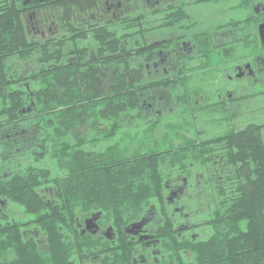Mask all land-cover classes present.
Masks as SVG:
<instances>
[{"label": "trees", "instance_id": "obj_1", "mask_svg": "<svg viewBox=\"0 0 264 264\" xmlns=\"http://www.w3.org/2000/svg\"><path fill=\"white\" fill-rule=\"evenodd\" d=\"M88 1L0 0V65L15 55L16 80L31 83L33 109L30 120H16L28 129L24 175L0 182L14 186L22 210L0 216V264H135L139 240L123 237L122 228L165 208L164 182L177 172L188 174L189 201L202 212L191 226L207 232L183 239L177 221L164 215L152 228L161 264H264V121L239 125L234 105L203 98L207 89L216 93L208 80L224 71L222 62L264 54V12L253 8L264 0H182L173 12L170 5L140 16L126 11L106 27L91 26L96 8ZM198 4L216 5L218 13L205 19L187 10ZM31 9L51 11L46 18L61 31L31 34L24 18ZM184 18L190 61L181 58L175 79L149 73L145 61L157 44L146 30ZM170 82L171 99L157 97L152 87ZM256 84L253 93L264 94V80ZM15 98L28 101L22 93ZM143 98L165 107L163 116L150 118L158 112L148 114ZM93 214L97 231L87 227ZM107 226L112 237L102 231Z\"/></svg>", "mask_w": 264, "mask_h": 264}, {"label": "flooded vegetation", "instance_id": "obj_2", "mask_svg": "<svg viewBox=\"0 0 264 264\" xmlns=\"http://www.w3.org/2000/svg\"><path fill=\"white\" fill-rule=\"evenodd\" d=\"M182 0H143L138 4H129L122 0H89L88 7L96 8L91 10V26L92 27H106L108 26L112 18H121L126 11H132L142 15L149 11L154 12L157 10L156 5L165 7L166 5L171 6V12L179 8ZM35 3L34 5H38ZM175 6V7H174ZM253 8L260 13L264 12V2L253 3ZM135 9V11L130 10ZM187 10L189 12H194L196 15L200 16V13L195 11L192 6H188ZM39 14V15H38ZM47 11H40L39 9H31L25 13V22L28 31L31 34H36L40 36H45L46 29L52 31L53 22H48L46 18ZM51 14V13H50ZM45 16V18L43 17ZM142 17V16H141ZM32 20V21H31ZM179 24H171L168 27L163 28H150L146 30L145 38L149 40L152 44H157V47L152 50L155 58L149 61H145V66L148 72L153 74H162V72H168L171 78L175 79L176 73H181V61H190V56L193 53V42L192 38L189 37L190 33V23L185 24L186 18L178 20ZM182 21V22H181ZM264 21L262 19L259 23ZM185 24V25H184ZM57 31L60 29L57 23ZM109 31L108 28H106ZM258 30L260 38L264 43V28L261 30L258 24ZM263 31V32H261ZM68 57H74L73 55ZM89 57L94 58V51L89 52ZM227 73L224 75L221 82L215 83L216 92L215 94L218 100L225 101L227 105H236V103H231L233 101V88L229 87L227 80L240 79L239 77L247 75V78H251V82L257 83L262 81L261 75L264 72V54H250L248 57L233 58L228 61H224ZM244 78V77H243ZM223 84V85H222ZM175 82H170L167 85H156L153 86V90L157 97H162L164 94H171L172 87L174 88ZM185 85V84H184ZM222 85V86H221ZM187 86V85H185ZM188 88V86L186 87ZM211 92V91H210ZM24 94V101L15 100L16 94ZM32 86L29 81L26 80H16V57L15 55H10L7 57L6 64L4 66L0 65V182L14 177L17 171L24 175L21 171V163L26 162L27 153L25 152L26 135L28 129L26 126H22L21 122L17 123L16 120H30L32 116ZM209 98L213 97L207 95ZM205 98V96H203ZM168 99V101H169ZM16 101L19 105L16 108ZM142 107L146 110L148 114L151 111H157L158 113H152V116H163V109L165 107L154 106L153 103L146 99H142ZM150 110V111H149ZM146 113V116L148 114ZM194 117V115H192ZM148 118V117H147ZM208 126V124H207ZM205 131V130H204ZM191 134L187 130H182V134ZM202 132L199 128L195 129V135L199 136ZM204 134V133H203ZM181 142V139H178ZM22 142V144L20 143ZM176 144L177 145H180ZM184 146V144H181ZM23 147V148H22ZM24 150H22V149ZM164 149V148H163ZM188 174H183L182 172H177L174 176L165 179V198L167 203L165 208L162 207L159 210L153 209L146 212L144 216L136 220H132L130 223L125 224L122 230L125 231L123 237L128 234L130 240H139L140 251L137 255L132 256V260L135 264H152L154 260L155 264H161L160 257L163 255L161 247L159 246V237L155 235L152 231L153 224H158L164 215H170V217L177 221V234L186 239L188 236L197 237L199 234L194 231L196 229L192 228V224L195 223L191 215V210L186 211V205L190 207L189 198H191V193L188 191ZM26 188V187H24ZM14 186L9 188L0 187V216H5V214H22L20 206L13 202L11 195L14 194ZM184 193V194H183ZM184 198L183 205L178 203L179 198ZM191 209V208H190ZM181 210L180 215L175 216V212ZM178 213V212H176ZM180 219H179V218ZM143 220L142 223H138ZM152 224V225H150ZM87 227L97 231L100 229L98 223L97 214H93L91 218H87ZM107 236L112 237L113 231L111 227L107 226L104 230Z\"/></svg>", "mask_w": 264, "mask_h": 264}, {"label": "rangeland", "instance_id": "obj_3", "mask_svg": "<svg viewBox=\"0 0 264 264\" xmlns=\"http://www.w3.org/2000/svg\"><path fill=\"white\" fill-rule=\"evenodd\" d=\"M143 0H133L131 2H129V4H138L141 3ZM193 9H195V11H197L198 13H200V16L208 19V16L211 15L213 16L218 9V6L216 5H204V4H198V5H194ZM135 11V9H130ZM48 14L50 15L51 11H47ZM39 15V14H38ZM216 16H219V14H216ZM32 21V20H31ZM48 22H50V20H48ZM57 23H54L52 25V31L57 32ZM61 31V28L58 30V32ZM46 33H48V30L46 29ZM47 35V34H46ZM244 58V57H243ZM233 58H230V60ZM219 61V60H218ZM224 63V62H222ZM212 67L216 68L217 65V59H213L212 61ZM227 70L226 68H224V71L222 72H214L213 75L212 73L210 74V80H208L209 82L212 83H219L221 82V80L225 77H223V74L226 75ZM207 77V76H206ZM244 77V78H243ZM261 77L263 78L262 81L260 82L261 84H263V80H264V72L261 75ZM240 79H234V80H227V85L231 88H233L234 92H233V96L236 95H241L244 96L243 98L239 99V101L237 102V105H234L232 108V111L236 112V121L238 120V124L242 125L246 122L249 121H264V94H259V95H255L253 92L255 91V87L257 84L251 82V78H247V75L239 77ZM214 79H216L215 81H213ZM200 84V82H199ZM260 84V85H261ZM214 85V84H213ZM223 85V84H222ZM221 85V86H222ZM203 91V90H202ZM204 93V96L207 97L208 94H210L209 90L207 89ZM212 94V92H211ZM210 94V95H211ZM212 96H217L215 93H213ZM201 99V98H200ZM214 125L210 124L209 128H212ZM160 134L163 133V130L159 131ZM162 136H159V138H161ZM191 181L189 180L188 183H190ZM184 194V193H183ZM184 198L181 197L179 198L178 203L182 204L184 203ZM191 208V209H190ZM186 211H190L191 210V215L193 217V220H195V218H200V216H202V212H199L198 209L195 207L194 203H190V207L189 205H186L185 207ZM178 212V213H176ZM175 212V216L177 218V216H179L181 213V210L176 211ZM182 214V213H181ZM179 218V217H178ZM180 219V218H179ZM206 228H197L196 231L199 235H204L207 231ZM156 261L154 260V262L152 264H155Z\"/></svg>", "mask_w": 264, "mask_h": 264}, {"label": "water", "instance_id": "obj_4", "mask_svg": "<svg viewBox=\"0 0 264 264\" xmlns=\"http://www.w3.org/2000/svg\"><path fill=\"white\" fill-rule=\"evenodd\" d=\"M259 28L262 30L264 28V21H262L261 23H259ZM263 32V31H261ZM91 218V217H90ZM143 220H140L138 223H142Z\"/></svg>", "mask_w": 264, "mask_h": 264}]
</instances>
